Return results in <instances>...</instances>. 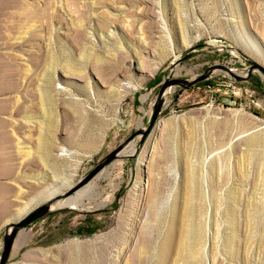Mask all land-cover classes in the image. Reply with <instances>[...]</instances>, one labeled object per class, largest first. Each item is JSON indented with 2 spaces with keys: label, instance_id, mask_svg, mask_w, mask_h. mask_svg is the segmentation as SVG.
Returning <instances> with one entry per match:
<instances>
[{
  "label": "rangeland",
  "instance_id": "1",
  "mask_svg": "<svg viewBox=\"0 0 264 264\" xmlns=\"http://www.w3.org/2000/svg\"><path fill=\"white\" fill-rule=\"evenodd\" d=\"M245 43L264 55V0H0V251L19 209L146 126L169 74L244 75L237 50L264 66ZM79 195L7 264H264V75L172 86L136 156Z\"/></svg>",
  "mask_w": 264,
  "mask_h": 264
},
{
  "label": "water",
  "instance_id": "2",
  "mask_svg": "<svg viewBox=\"0 0 264 264\" xmlns=\"http://www.w3.org/2000/svg\"><path fill=\"white\" fill-rule=\"evenodd\" d=\"M209 47L212 46L210 44H197L194 48H191L189 51L185 53V55L181 58H177L173 64H179L182 61L189 58L192 54V52L197 47ZM237 52L245 59L246 62H248V66L246 67V73L244 75H240L234 72L231 68H229L226 65L222 64H214L212 66L207 67L201 74L198 76L192 78V79H184V78H174L172 77V73L167 76V78L162 80L161 86L159 88V91L156 95L155 102L153 104V108L151 111V116L146 124L145 127L135 130L132 134H130L124 141H122L117 147H115L113 150H111L109 153H107L105 156H103L90 170L89 172L81 178L75 185L71 186L67 190L55 193L53 194L48 200L35 208L29 210L26 214L21 215L17 220L9 222L5 226L4 234H3V241H2V247L0 251V264H7L10 255L12 253V249L14 246V243L19 235V233L27 226L33 224L35 221L50 216L54 213H56L60 208H53L52 205L57 202L58 200L65 199L69 196H71L74 192L77 190L83 188L85 185H87L90 181H92L99 173H101L110 163L113 161L130 157L131 159L136 156V152L141 148V146L144 144L147 136L152 131L156 121L158 120V116L161 113L163 109L164 104V98L166 91L171 88L172 86H180V87H191L196 85L197 83L206 80L213 71L216 69H221L227 72L234 81H247L250 79L251 74L253 71L258 70L264 75V66L259 64L258 62H255L254 60L249 59L247 56H245L243 53ZM173 65V66H174ZM138 138V142L135 144V152L133 154H123L127 147L132 145L134 140Z\"/></svg>",
  "mask_w": 264,
  "mask_h": 264
},
{
  "label": "bare ground",
  "instance_id": "3",
  "mask_svg": "<svg viewBox=\"0 0 264 264\" xmlns=\"http://www.w3.org/2000/svg\"><path fill=\"white\" fill-rule=\"evenodd\" d=\"M247 44V45H246ZM241 46H243L244 50L250 49L254 54H256L258 57H262L264 56L262 51L260 49H258L257 47L251 46L248 43L245 44H241ZM133 87V86H132ZM135 143V142H134ZM43 145V144H42ZM61 150V149H60ZM63 150V149H62ZM65 151V149L63 150ZM139 164H142V162H140ZM67 182L65 180H63L61 183H59V185H57L56 187H51L49 188V191L47 193V195L45 197H51L53 194L57 193L59 190L63 189V187H66ZM50 187V186H49ZM42 197V196H41ZM81 196L79 195L78 197H74V196H69L65 199L62 200H58L57 202H55L52 207L53 208H63V207H78L80 206V201H81ZM30 204L25 205L23 208L19 209L17 211V213L14 215L15 218L20 217L21 215H23L27 210H29Z\"/></svg>",
  "mask_w": 264,
  "mask_h": 264
}]
</instances>
